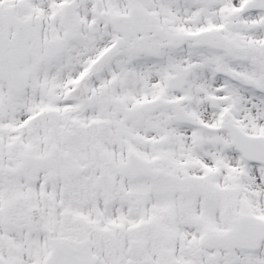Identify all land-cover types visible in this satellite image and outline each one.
Masks as SVG:
<instances>
[{
    "label": "snow or ice",
    "instance_id": "snow-or-ice-1",
    "mask_svg": "<svg viewBox=\"0 0 264 264\" xmlns=\"http://www.w3.org/2000/svg\"><path fill=\"white\" fill-rule=\"evenodd\" d=\"M0 264H264V0H0Z\"/></svg>",
    "mask_w": 264,
    "mask_h": 264
}]
</instances>
